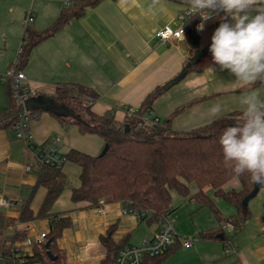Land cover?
I'll return each mask as SVG.
<instances>
[{
  "label": "crops",
  "instance_id": "1",
  "mask_svg": "<svg viewBox=\"0 0 264 264\" xmlns=\"http://www.w3.org/2000/svg\"><path fill=\"white\" fill-rule=\"evenodd\" d=\"M20 2L0 0V73L17 61L27 14L34 12L35 25H30L44 30L56 20L65 5L63 0ZM183 11L180 0H159L155 7L152 0H103L89 8L83 17L72 19L61 31L33 48L22 68L25 82L35 94L49 97L61 84L89 86L99 93L93 110L98 114L114 110L116 118L123 120L127 109L137 110L151 91L178 75L194 54L189 33L191 27H187L184 39L161 40L156 36L167 24L179 26V14ZM219 23L217 18L205 22L202 32L196 28L201 48L210 46L211 36ZM8 105V83L0 79V110ZM156 116L153 108L150 117ZM28 135L34 145L60 136V149L64 155L71 149L97 155L105 146L101 135L83 133L74 123L66 127L48 111H42L31 121ZM27 164H32L34 169L27 171ZM38 169L37 160L25 143L16 139L14 133L0 128V195L13 202L11 207L0 206V209L10 216H19L21 205L37 183ZM63 171L71 187L63 190L53 211H70L73 219V225L58 239L65 255L64 264H103L108 241L127 247L142 245L145 239L153 236L157 222L125 212L122 202H105L98 207L78 209L72 200V188L81 184V168L66 161ZM234 185L240 186L239 180L234 181ZM46 191L44 186L37 188L31 202L35 213ZM226 202L233 209L224 205L222 210L217 202L223 215L235 213V206ZM173 207L169 220L175 232L180 236H191L193 242L186 247L182 239L177 240L163 264H230L236 259L242 264H264V188L258 192L252 207L249 205L251 216L236 233L229 253L220 233L216 238L201 236L202 231L219 226L212 209L198 208L193 200ZM17 228H27L28 236L35 237L41 232H49L50 222L49 219H37L18 223Z\"/></svg>",
  "mask_w": 264,
  "mask_h": 264
},
{
  "label": "trees",
  "instance_id": "2",
  "mask_svg": "<svg viewBox=\"0 0 264 264\" xmlns=\"http://www.w3.org/2000/svg\"><path fill=\"white\" fill-rule=\"evenodd\" d=\"M102 1L71 0L69 5L63 6L56 20L44 30H37L27 24L17 62L11 66L22 70L36 45L61 31L72 19L83 17L89 8ZM199 19V16L190 17L188 20L190 23L188 26L186 24V28L191 27L196 36H198L196 24ZM212 65L211 53H208L197 63L191 64L188 73L202 72ZM6 82L9 105L0 110V128L9 130L15 134L16 139H20L16 136L15 123L21 116L22 108L13 95L11 81ZM164 91L163 85L157 87L147 95L134 114H126L123 120H118L114 110L104 114H98L93 110V104L99 98V93L95 89L79 83L57 86L52 98L57 103L65 105L75 116L48 112L57 116L66 127L74 123L83 133L101 135L105 144L109 145L104 154L91 155L71 149L65 155L66 161H72L81 168V184L72 188V200L78 209L119 201L142 219L157 222L169 216L174 209L173 191L176 190L189 200L195 201L198 208L209 207L213 210L219 226L202 231L201 236L216 238L219 233H223L221 240L226 248L230 249L236 233L251 216L249 207L244 210L243 199L252 191L254 184L247 174L238 177L225 164L219 137L224 127L231 124L233 118L241 115L243 111H230L192 129H174L171 124L173 116L190 107L194 103L191 102L176 107L171 117L163 123L157 116L154 118L159 119L158 122L145 121L143 117L151 114L155 100ZM42 111L46 110L32 109L31 115L36 118ZM37 175V183L28 199L21 205L18 217L10 216L0 209V253L9 255V259L0 264H7L11 259L20 257L38 264H64L65 255L58 245V239L66 228L73 225V219L70 211H53V205L69 185V180L63 171V165L39 166ZM234 179L239 180L240 188L227 189V184ZM192 182L198 186L194 193L190 190ZM39 186H44L47 191L38 212L35 213L31 202ZM206 187L214 189L215 197L205 190ZM216 197L234 205L235 213L223 215L217 206ZM37 219H49L50 231L46 233V241L41 246L34 245L33 252L23 256L17 250L16 244L28 238V229L17 228V224ZM224 224L231 229H225ZM177 240L179 238L163 253L147 255L144 264L148 262L163 264ZM106 245L107 258L103 264H112L125 246L111 241ZM49 251L56 257L55 259L49 255ZM230 264L242 263L240 259H236Z\"/></svg>",
  "mask_w": 264,
  "mask_h": 264
},
{
  "label": "clouds",
  "instance_id": "3",
  "mask_svg": "<svg viewBox=\"0 0 264 264\" xmlns=\"http://www.w3.org/2000/svg\"><path fill=\"white\" fill-rule=\"evenodd\" d=\"M180 2L189 18L200 17L197 31L204 30L205 22L219 18L208 50L220 72L227 71L244 88L264 85V0ZM158 3L159 0H152L153 7ZM240 103L243 113L234 117L219 137L223 160L233 174H247L253 184L264 188V100L248 92ZM210 111L217 115L222 106L215 104Z\"/></svg>",
  "mask_w": 264,
  "mask_h": 264
},
{
  "label": "built area",
  "instance_id": "4",
  "mask_svg": "<svg viewBox=\"0 0 264 264\" xmlns=\"http://www.w3.org/2000/svg\"><path fill=\"white\" fill-rule=\"evenodd\" d=\"M71 0H64L65 5H69ZM186 11V10H185ZM185 11L179 14L181 24L177 27L172 25H165L159 29L156 36L161 40H169L171 38H183L186 36L187 20L189 17L185 14ZM34 21V12L30 11L26 17V23L31 24ZM201 23V20L196 24ZM183 26V33L181 32V27ZM17 62V61H16ZM15 62V63H16ZM25 74L22 70H17L13 65L9 67L5 72L0 73V79L5 81H11L13 95L17 102L21 105L22 113L18 121L15 123L16 136L22 139L25 145L31 150L34 157L37 160L38 166L51 165L55 167H60L66 162L65 155L61 153L60 144L62 138L60 136H54L39 145H34L31 143L30 136L28 135L27 129L30 126L31 121L34 119L31 115V110H28L25 106V101L30 97L36 95L25 82ZM134 109H127V114H134ZM145 121L158 122L159 119L151 118L145 115L143 117ZM27 171H32L34 169L32 164H27L25 166ZM13 205L12 200L0 195V206L1 207H11ZM125 212H133L129 208H125ZM137 214V213H136ZM138 215V214H137ZM140 216V215H139ZM224 228L230 230L231 227L224 224ZM46 233L41 232L35 237H30L22 242L16 244L17 250L25 256L27 253H32L34 245L41 246L46 241ZM182 239L184 246L189 247L192 245L193 238L191 236H180L175 232L172 222L169 220V216L162 220L157 221V229L155 230L153 236L149 239H145L142 245H133L122 248L117 254L114 262L112 264H144V259L147 255L154 256L163 253L173 244L177 239ZM31 247V251L29 248ZM231 249L226 248V252L229 253ZM9 259V255L0 253V263H5ZM7 264H38L27 260L25 257H20L19 259H11Z\"/></svg>",
  "mask_w": 264,
  "mask_h": 264
},
{
  "label": "rangeland",
  "instance_id": "5",
  "mask_svg": "<svg viewBox=\"0 0 264 264\" xmlns=\"http://www.w3.org/2000/svg\"><path fill=\"white\" fill-rule=\"evenodd\" d=\"M21 1L20 3L23 4L24 0ZM31 24L35 25L33 22ZM248 92L255 93L261 100H264V85L257 83L251 88H244L227 71L220 72L215 65H212L202 72H190L181 81L165 90L155 100L153 108L163 123L171 117L176 107L194 102L186 110L174 115L171 122L172 127L175 129H192L230 111H244V106L240 103V100ZM215 104L222 106V111L217 115L212 114L210 111ZM234 181L237 180L228 183L226 188H240V186L236 187L234 185ZM67 187H71L70 182ZM190 190L191 193L198 190L196 183H190ZM205 190L214 196L212 187H206ZM257 195L249 201L250 207L255 203ZM216 200L222 210L225 206L233 209V206L223 199L216 198ZM185 201H189V198L179 194L176 190L173 191V205L180 206L181 202Z\"/></svg>",
  "mask_w": 264,
  "mask_h": 264
},
{
  "label": "water",
  "instance_id": "6",
  "mask_svg": "<svg viewBox=\"0 0 264 264\" xmlns=\"http://www.w3.org/2000/svg\"><path fill=\"white\" fill-rule=\"evenodd\" d=\"M189 33H190L191 39L193 41L194 54L190 57L189 62L185 65V67L182 69V71L178 75H176L173 79L169 80L168 82H166L163 85L164 90L169 89L174 84L181 81L188 74L191 64L197 63L204 55L210 53L208 50L209 47H205V48L200 47L199 39L193 33L192 29L189 30ZM25 106L28 110L43 108L46 111H54V112H57V113H60L63 115L75 116V114L70 109H68L65 105L57 103L54 98L49 97V96L34 95L25 101ZM128 128H129V126H127V130H128ZM108 149H109V145L106 143L101 153L102 154L106 153ZM260 189H261V187L259 185L254 184V188L252 189V191L244 197L243 204H244V210L245 211L249 207V201L257 195V193L260 191ZM219 236L223 237L224 234L220 233ZM49 255L51 257H53V259L56 258L51 254L50 251H49Z\"/></svg>",
  "mask_w": 264,
  "mask_h": 264
}]
</instances>
